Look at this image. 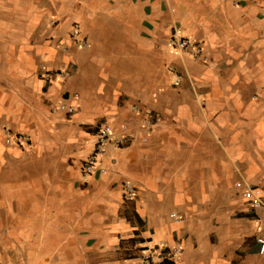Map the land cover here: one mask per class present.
Returning a JSON list of instances; mask_svg holds the SVG:
<instances>
[{"label": "crops", "instance_id": "crops-1", "mask_svg": "<svg viewBox=\"0 0 264 264\" xmlns=\"http://www.w3.org/2000/svg\"><path fill=\"white\" fill-rule=\"evenodd\" d=\"M0 52L30 115L80 106L60 138L42 117L31 149L0 142V264H142L161 245L181 249L172 264H264V211L237 185L264 189V0H0ZM82 73L104 79L93 97L73 89ZM133 105L160 117L150 134ZM103 124L127 143L84 176Z\"/></svg>", "mask_w": 264, "mask_h": 264}, {"label": "rangeland", "instance_id": "rangeland-1", "mask_svg": "<svg viewBox=\"0 0 264 264\" xmlns=\"http://www.w3.org/2000/svg\"><path fill=\"white\" fill-rule=\"evenodd\" d=\"M134 52V51H133ZM1 53V52H0ZM130 53V52H129ZM140 53V52H139ZM168 66V65H167ZM168 74L171 71V66L167 67ZM114 69L119 71V76H124V78L128 79L129 81V73L132 74V69L129 67V60L128 64L125 67L116 66ZM85 70V69H84ZM83 70V71H84ZM141 72V68H139ZM137 71V68L136 70ZM60 72V71H59ZM70 74V73H69ZM113 78L119 79L115 75ZM171 75V74H170ZM81 79V80H80ZM80 79L75 82L73 89L81 93V97L83 98L85 95L91 94L90 96H94L96 94L98 87L102 85L104 79L100 76L94 78H88L84 73L81 74ZM54 83V82H52ZM172 88L177 89L176 85H171ZM72 95V96H71ZM76 97L78 94L73 93H63L62 97L64 99L69 98L70 96ZM62 99V98H61ZM72 99V98H71ZM129 98L124 95L120 96V105L122 110L126 109V113H123L122 116L129 114ZM140 100V99H137ZM35 100L29 97V93L24 92L21 90V85L16 84V81H13L12 76V67L4 66L3 64L0 66V142L3 144L14 145L15 147L22 148L24 150H29L32 148L33 144V131L34 128L37 126L40 127L42 123L40 118H48L49 122V134L50 138H60L63 131L57 130L59 124H67L72 122L71 116H66L65 112L59 111L57 106L60 104L57 100L56 101H49L48 109L43 110V114L45 115H30L29 109L33 107V102ZM140 102V101H139ZM135 104V103H134ZM90 106V105H89ZM14 107L17 108L18 114L14 113ZM24 108V110L22 108ZM46 111L49 116H46ZM128 112V113H127ZM62 114L64 117L61 120L57 116ZM54 117L56 121L54 122L51 117ZM50 117V118H49ZM103 121H98L97 125L101 124ZM57 127H56V125ZM96 125V126H97ZM43 131V130H42ZM97 127L92 129V132H96ZM0 150L3 151V148L0 147ZM247 205V204H246ZM176 207L173 204H166L165 207L162 209L165 215H169L170 211H175Z\"/></svg>", "mask_w": 264, "mask_h": 264}, {"label": "built area", "instance_id": "built-area-1", "mask_svg": "<svg viewBox=\"0 0 264 264\" xmlns=\"http://www.w3.org/2000/svg\"><path fill=\"white\" fill-rule=\"evenodd\" d=\"M86 44L85 42H83ZM171 45L176 48L180 52L190 51L195 59L201 57L202 47L192 42L190 39L182 36L179 32H173L170 40ZM68 73L61 72V76H67ZM45 78L49 81L52 80V75L47 73ZM181 80L178 79L176 81V85H179ZM77 99V96L75 97ZM79 105L74 101H66L61 102L57 109L59 111L65 112L67 114L73 115L76 114L79 110ZM133 111L137 115L143 114L145 112L146 116L144 118V127L148 128V134L151 133V130L155 123L159 121L160 117L158 115L152 114L151 110H145L141 108L139 105H133ZM129 135L122 134L117 136L115 134L114 129L108 125L103 124L99 127L98 132L96 133V140L94 145V150L92 154L84 161L83 164V173L84 176H89L96 170V166L101 163V158L105 154L107 147L110 145H115L117 147H121L127 143ZM143 142H147V136L144 137ZM238 187L241 190L242 198L248 204L250 210L264 211V189L256 184H253L249 181H240L238 182ZM125 195L128 199H133L135 192L134 188L129 184L125 186ZM179 219L182 218L181 215L178 216ZM258 222L263 225L261 227V232L257 236V242L259 244V251L261 254H264V218H259ZM181 252L180 248L171 249L165 245H161L160 247L154 248L151 250L146 256H144L142 264H168V262L173 261V257Z\"/></svg>", "mask_w": 264, "mask_h": 264}, {"label": "trees", "instance_id": "trees-1", "mask_svg": "<svg viewBox=\"0 0 264 264\" xmlns=\"http://www.w3.org/2000/svg\"><path fill=\"white\" fill-rule=\"evenodd\" d=\"M168 264H172L171 262H168Z\"/></svg>", "mask_w": 264, "mask_h": 264}]
</instances>
